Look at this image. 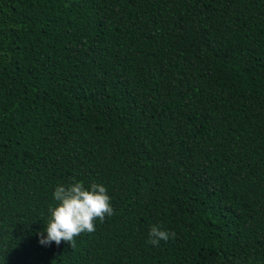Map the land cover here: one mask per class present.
<instances>
[{
  "label": "trees",
  "instance_id": "16d2710c",
  "mask_svg": "<svg viewBox=\"0 0 264 264\" xmlns=\"http://www.w3.org/2000/svg\"><path fill=\"white\" fill-rule=\"evenodd\" d=\"M73 177L115 213L42 245ZM0 264H264V0H0Z\"/></svg>",
  "mask_w": 264,
  "mask_h": 264
},
{
  "label": "clouds",
  "instance_id": "9594fccd",
  "mask_svg": "<svg viewBox=\"0 0 264 264\" xmlns=\"http://www.w3.org/2000/svg\"><path fill=\"white\" fill-rule=\"evenodd\" d=\"M54 206L48 208L49 216L45 220L47 236L40 233V243L59 245L62 241L75 247V238L84 233L96 230L95 221H103L105 217L114 215L111 197L106 186L93 182L85 186L84 182L75 177L65 185L58 184L54 190ZM175 232H169L158 224L151 225L148 234V244L158 246L161 241L167 242L175 237Z\"/></svg>",
  "mask_w": 264,
  "mask_h": 264
}]
</instances>
